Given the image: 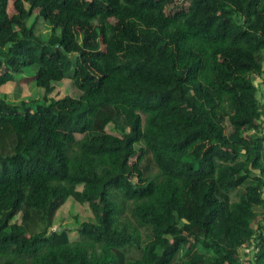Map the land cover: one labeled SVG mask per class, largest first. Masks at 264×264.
<instances>
[{"label":"trees","instance_id":"16d2710c","mask_svg":"<svg viewBox=\"0 0 264 264\" xmlns=\"http://www.w3.org/2000/svg\"><path fill=\"white\" fill-rule=\"evenodd\" d=\"M169 1L0 0V264H264V0Z\"/></svg>","mask_w":264,"mask_h":264},{"label":"rangeland","instance_id":"374dc122","mask_svg":"<svg viewBox=\"0 0 264 264\" xmlns=\"http://www.w3.org/2000/svg\"><path fill=\"white\" fill-rule=\"evenodd\" d=\"M190 2L189 0H172L165 4L164 8L166 12H173L178 9L187 8L189 6ZM12 6L9 5V13L12 12ZM27 75H33V72H25ZM255 83L258 84L259 91L264 92V74L263 76H254ZM69 80L65 79L63 82H61L60 85H58L53 93L48 95V98H54V97H60L66 93L69 92L70 84ZM23 93H22V100H28L29 94L32 91V88L34 87V82H27L23 85ZM6 94V98L12 102V103H18L19 101H11L10 92L11 88H8ZM77 94V92H75ZM259 98L264 100V95L259 94ZM43 101V99H42ZM41 102V101H40ZM48 103V100L45 101ZM113 113V111H111ZM107 131H110L111 133L115 134V131L112 128V125L107 126ZM135 159L132 161L134 162ZM150 179L154 182H158L160 179L159 170L155 169L150 174ZM135 181V179H133ZM82 187L78 186V189L80 190ZM19 217H15V220H18ZM83 221H93V214L91 210L89 209L87 204H80L76 202L72 197H68L65 203L57 210L54 220V226L53 228H59V227H67L71 231L69 232L70 238L75 239L77 236L76 228L79 225V223ZM249 248L248 244L243 245L242 252H246ZM251 253V251L249 252ZM247 256V255H246ZM250 257H252V253L250 254Z\"/></svg>","mask_w":264,"mask_h":264},{"label":"built area","instance_id":"2783aa9c","mask_svg":"<svg viewBox=\"0 0 264 264\" xmlns=\"http://www.w3.org/2000/svg\"><path fill=\"white\" fill-rule=\"evenodd\" d=\"M238 264H249V262L245 258H240Z\"/></svg>","mask_w":264,"mask_h":264},{"label":"crops","instance_id":"0c3cea01","mask_svg":"<svg viewBox=\"0 0 264 264\" xmlns=\"http://www.w3.org/2000/svg\"><path fill=\"white\" fill-rule=\"evenodd\" d=\"M11 85L12 84L8 83V84L4 85L3 88L5 87L6 88V91H7L8 88H11Z\"/></svg>","mask_w":264,"mask_h":264}]
</instances>
